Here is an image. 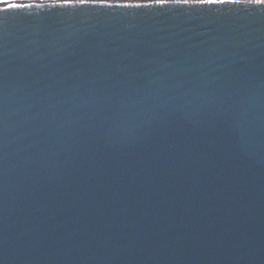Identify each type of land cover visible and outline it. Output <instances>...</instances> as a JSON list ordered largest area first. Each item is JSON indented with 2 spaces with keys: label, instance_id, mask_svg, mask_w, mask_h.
<instances>
[{
  "label": "water",
  "instance_id": "water-1",
  "mask_svg": "<svg viewBox=\"0 0 264 264\" xmlns=\"http://www.w3.org/2000/svg\"><path fill=\"white\" fill-rule=\"evenodd\" d=\"M0 264H264V7L0 12Z\"/></svg>",
  "mask_w": 264,
  "mask_h": 264
},
{
  "label": "snow or ice",
  "instance_id": "snow-or-ice-1",
  "mask_svg": "<svg viewBox=\"0 0 264 264\" xmlns=\"http://www.w3.org/2000/svg\"><path fill=\"white\" fill-rule=\"evenodd\" d=\"M249 5L264 7V0H0V12H31L44 7L70 8H107V9H142L176 6L180 8L219 7Z\"/></svg>",
  "mask_w": 264,
  "mask_h": 264
}]
</instances>
